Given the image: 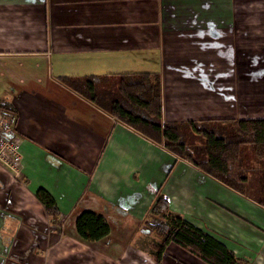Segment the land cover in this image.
<instances>
[{
	"label": "crops",
	"instance_id": "0c3cea01",
	"mask_svg": "<svg viewBox=\"0 0 264 264\" xmlns=\"http://www.w3.org/2000/svg\"><path fill=\"white\" fill-rule=\"evenodd\" d=\"M132 71L160 72L163 121L264 119V0H0V99L17 110L22 154L19 176L0 166V264H139L144 247L154 264L157 187L237 256L264 254L262 205L56 79ZM84 209L108 235L77 237ZM161 264L207 263L170 242Z\"/></svg>",
	"mask_w": 264,
	"mask_h": 264
},
{
	"label": "trees",
	"instance_id": "16d2710c",
	"mask_svg": "<svg viewBox=\"0 0 264 264\" xmlns=\"http://www.w3.org/2000/svg\"><path fill=\"white\" fill-rule=\"evenodd\" d=\"M56 79L101 111L264 207V119L163 121L158 71L64 74ZM16 115L15 106L0 99V130L11 127L13 134ZM197 136L203 141L198 143ZM153 193L148 211L156 220L147 225L158 235L150 244L154 264H161L170 242L207 264L246 263L222 240L171 213L169 198L160 187ZM36 196L55 221L59 210L52 196L44 188H39ZM74 225L77 237L88 243L105 237L110 230L105 218L90 209L81 210Z\"/></svg>",
	"mask_w": 264,
	"mask_h": 264
},
{
	"label": "built area",
	"instance_id": "2783aa9c",
	"mask_svg": "<svg viewBox=\"0 0 264 264\" xmlns=\"http://www.w3.org/2000/svg\"><path fill=\"white\" fill-rule=\"evenodd\" d=\"M21 151L18 140L11 134V127L0 130V164L19 176Z\"/></svg>",
	"mask_w": 264,
	"mask_h": 264
},
{
	"label": "rangeland",
	"instance_id": "374dc122",
	"mask_svg": "<svg viewBox=\"0 0 264 264\" xmlns=\"http://www.w3.org/2000/svg\"><path fill=\"white\" fill-rule=\"evenodd\" d=\"M203 141V138L201 136H197V142L200 143ZM0 166L4 167L3 165L0 164ZM5 168V167H4ZM7 169V168H6ZM154 221L156 220V218L153 219ZM152 220V222H153ZM153 234H156L154 231L147 233V235H144V237H149L151 238V236H153ZM157 235V234H156ZM158 239V238H157ZM155 242V240L151 239L149 241L148 239V243H149V248H150V244ZM146 247L143 248V250L141 252H143L142 254V258H139V264H142V260L147 258L146 255ZM237 253H239L240 258H243L244 260H246V263H250V264H264V254L262 252H255L251 249H247V247H238L236 249ZM259 254V255H258Z\"/></svg>",
	"mask_w": 264,
	"mask_h": 264
}]
</instances>
